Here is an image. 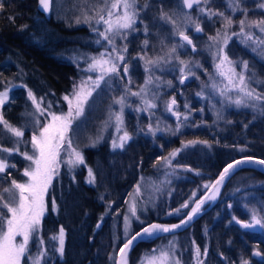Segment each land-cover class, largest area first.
Returning a JSON list of instances; mask_svg holds the SVG:
<instances>
[{"label": "trees", "instance_id": "obj_1", "mask_svg": "<svg viewBox=\"0 0 264 264\" xmlns=\"http://www.w3.org/2000/svg\"><path fill=\"white\" fill-rule=\"evenodd\" d=\"M161 8L170 14L172 9L180 8V3L177 0H162ZM89 32L84 28L67 27L63 21L55 19L52 12L49 16L41 14L37 10V0H4V10L0 11V91L12 84L23 83L36 96H40L42 93L32 86L33 78L36 77L53 93L62 108H66L63 97L70 96L77 83L86 81L80 75V68L73 57L80 53L89 59V54L99 55L104 51L101 44L93 48L83 42L82 39ZM163 32L162 27L154 26L151 29L148 48L150 55L153 56L159 50L160 46L155 42L161 39L159 37ZM187 52L186 55L190 56ZM130 53L133 55L134 51ZM259 80L264 81V69L259 70ZM16 89L18 93L10 107L3 110L4 118L13 126L18 125V122H28V115H32L30 101L24 90ZM260 92L264 95V83ZM143 120L145 122L142 115L129 124L131 132L136 129L141 132ZM223 121L226 122L225 126L220 124L208 131H198L197 138L207 143L201 145L199 150L198 146L192 152L177 155L169 166L168 169L178 171L171 172L172 176L166 178V189L173 192L169 198V210L178 208L190 193L202 191L201 188L194 190L190 184L211 181L232 159L238 156L264 159V111L257 119L248 113H232L227 114ZM152 123L148 119V125ZM148 135H151L149 131ZM193 138L191 133L183 141L179 137L169 141L161 136L149 137L148 140L139 137L128 142L123 149H113L107 142H103L94 148L82 149L85 163L73 171L61 165L45 197L47 208L41 221L40 235L46 242V257L41 264H113L110 260L114 248L112 226L117 222V230L120 228L133 186L140 177L159 179L161 173L158 174L155 169L157 161L172 150L177 151L183 143ZM239 147L244 150L238 154L236 151ZM14 161L15 168L0 174V192L10 185L12 179H20L23 162L17 158ZM89 168L95 177L94 183L88 182ZM182 168H199V172L193 176L189 170ZM184 184H188V188L185 189ZM246 193L264 204V175L248 169L235 173L222 189L215 207L201 219L200 223L212 222L209 237L211 248L216 254L223 253L224 256V261L214 256L209 264H239L243 260L264 264V243L261 237L243 232L233 223L235 219H247V215L237 211L244 206ZM158 211V217L153 219L150 216L148 223L172 222L171 218H162L164 205L161 208L159 206ZM60 228L65 233L62 256L52 239L58 236ZM226 233H229V242L225 237L221 242V235L225 236ZM171 237L176 236L161 239ZM157 240L137 245L129 255L128 264H133L136 254L151 249ZM33 242L34 239L31 240L29 253L34 246ZM256 251L261 253L262 260L255 261L251 257V253Z\"/></svg>", "mask_w": 264, "mask_h": 264}, {"label": "rangeland", "instance_id": "obj_2", "mask_svg": "<svg viewBox=\"0 0 264 264\" xmlns=\"http://www.w3.org/2000/svg\"><path fill=\"white\" fill-rule=\"evenodd\" d=\"M161 1L162 0H138V6H142L145 3L148 5L146 9L143 7H141L140 9V18L135 25V27L139 31L130 33L128 35L127 41H122L120 39H117L116 41L117 45H123L124 43H127L128 46V52L124 54L125 62L120 64V77H123V79L119 77H106L105 80L107 81V84L105 82H101L100 87L97 88L89 98L88 104L85 106L84 114L79 119L75 120L72 124V129L69 135L71 136L73 141L72 146L75 147L78 151L81 152V150L84 148H94L97 145L102 144L103 142H107L109 146L113 148V140H117V142H119L118 137L123 135L124 130H126L132 137L125 143V145L133 140V138H137L134 137L133 134H135V136H138V134L141 132L138 131V129L131 132L128 125H131V123L137 121L140 116H144L146 114V111L135 110L137 108L143 107L140 97L126 95V105L124 107L123 113L124 125L123 129L119 133L116 131L114 117L112 120H109V116L110 113L118 112L120 110V105L115 104L113 102L114 99L125 95L126 87L131 88L132 92L140 91V88L144 86V82L149 75L153 77V83L149 85L148 98L153 99V102L156 103L157 107L148 110V119L153 121L152 127L154 129L158 127L160 130L157 131L155 135H148V138L161 136L162 138L169 141L174 137L181 136L180 139L183 141L184 139H186L189 133H191L194 137L192 140H189V142L186 141L185 143H183L178 151H176L177 154L175 155V157L179 154L182 156V154H185L186 151L192 152L193 149L198 146L199 147L197 149L199 150L201 148V145H203L204 143H201L203 141H200V138H197V134H199L197 132L202 130L208 131L210 128L216 127L220 124H224L225 126L226 122L223 120L226 119L227 114L230 115L232 113H248L256 119L260 118L261 114H263V111H261L263 101H246L249 104H254L255 107L244 105L237 106L234 101L240 98V95L242 94H238L235 90H233L231 92H227V95L225 96L220 95L219 90L224 87L227 81L224 77L218 75L217 73V69L215 68V64L218 63V59L215 57L216 48H209V44L211 42L209 41L208 37L214 36L218 29L223 28L221 19L220 17H213L212 19H208L206 16L200 15L196 9V6H194L191 10H186L185 8L181 7V0H177L180 3V8L172 9L169 14L176 21V26L180 27L183 30L185 24L187 23L185 20V14L190 13L193 18H199V22L204 29L199 38L193 36L194 30L191 25H189L186 30V34H190L193 37V41L197 49L196 56H187V49L185 47L178 48L179 58L190 62L189 68H191L192 72L195 73V76L189 75L188 79L185 80L183 84H181L179 82L180 73L178 71V68L180 66L174 58L170 63L161 61L159 67L148 65L147 67L151 68L152 71L151 73L146 71L145 60L141 59V56H147L153 59L158 56H165V53L168 51L169 47H171L172 45H178L180 43L177 36L174 35L173 25H171L170 23H166L165 21L160 19L162 12ZM102 3L103 0H52L51 12L55 19L63 21L69 28H84L85 30H89L90 32L87 37L83 38L82 40L85 43H89L90 47L95 48L101 44L104 51L106 50V48L108 51H111V48L106 44V42L103 41L98 33L96 31H93V27H98L100 31H103V24L96 25L95 21L92 22V25L84 22H76L77 17H80L81 21H83L82 9L87 10L88 15L91 16L94 14L92 9L97 7L98 5H102ZM262 4H264V0H240V7L246 11L248 21L264 20V8L261 7ZM208 7L217 11L224 12L226 15L231 16L234 23L232 28L229 29V34H231V32L238 33L240 31L238 21L241 19H245V15L240 11L232 12L228 8V0H211ZM144 25L148 26L147 34L143 32ZM154 26L160 28L162 27L164 32L163 35L159 37L161 39H157V41L155 42V44H158V46L160 47L159 50L156 51V53L152 56L150 55V53H148L149 44L147 48H144L143 41L145 39L149 41V35H151L150 32ZM252 31L255 32L257 36H261L258 30L253 29ZM97 40H100L101 43H96ZM252 47L253 45H251V42H249V44H245L241 42V38L239 36H231V39L229 40L224 51L227 53L231 60L237 62L238 72L242 71L239 62L247 61L249 64V72L246 73V75H250L254 72L256 75V80L260 81L259 74L258 72L256 73V69L258 70L259 67H261V69H264V56L260 55L259 49H257V51L255 52L252 51ZM136 50L138 51L137 53ZM131 51H134L133 55H131ZM182 55L184 56L182 57ZM88 56L91 57L96 55L91 53ZM167 59L168 57L165 56V60ZM73 61L78 64L80 68L79 73L82 78H85V80H87L89 76H91L94 80L99 75V73L95 71H86L88 64L91 63V61L89 59H86L82 54L78 53L77 55H75L73 57ZM125 64L129 69L127 73L123 72V67L125 66ZM197 64L201 65L202 67H196L195 65ZM129 78L131 79V84L128 83ZM168 81H171V86H169V84L167 83ZM80 83H77L75 86L79 85ZM213 84L217 86L215 89L212 87ZM22 85L23 83H17L12 84L8 87L11 88V91L9 92V100L4 104L3 108L0 109V111L3 112L4 109L10 107L12 100L18 93V90L16 88H22L25 92L26 98L30 101V113H35L34 106L27 96L28 89L22 87ZM32 86L38 88V90L42 93L40 94V96L38 95L36 97L37 99H39L40 97L44 98V106H46L48 102H51V111L56 112L57 114L67 111L68 106H66V108H62L61 103L57 99H55L53 93H50L45 84H43L38 78H33ZM251 86L254 87L257 92L261 93L260 89L262 83H253ZM153 93L156 94L155 97H153ZM197 93H202V95H197ZM177 96H179V99H177ZM172 97H175L176 105L173 106L172 111H168L166 109V101H170ZM176 112L180 113L179 119L174 114ZM132 116L136 119H134ZM185 116L187 117V119H185ZM28 118V122H18V125H16L15 127H19L24 130V137L22 138V142L19 145L20 152L28 151L31 154L32 147L30 143H27V141L31 139V135L34 131L38 132V129L34 127L33 115H28ZM40 119L42 124L45 123L44 117H41ZM136 126L137 125H135L134 129L136 128ZM0 129H2V126H0ZM15 142V138L12 137L10 133H8L6 130H0V145H2L3 147L12 148L14 147ZM243 150V147H239L236 152L239 154ZM173 152L174 150H172L170 153ZM170 153L163 157L171 160L170 165L167 164L164 159H161L160 162L155 166L158 174L161 173L159 179H146L140 177L136 184L133 186L127 198L124 214L121 219L120 228L118 230L117 222L113 223L112 237L114 248L112 255L110 256V260L113 264L115 263L117 251L119 247L124 243V241L140 227L147 224L150 216H152L153 219L158 217L159 206L161 208L164 205L165 212L162 218L178 217L179 214L176 212V209L169 210V198L172 197L173 192H170L168 191V189H166V178L172 176L171 172H178L177 170L168 169L175 159V157L170 156ZM61 157H65L67 159V155L64 150L61 151ZM0 158H6L9 164H16V162L14 161L15 158L22 160L24 166L23 170L29 165V161H27L22 155L16 152H13L11 155H8L6 153L0 154ZM61 165H64L68 170L73 171L74 168L79 167L82 164L76 165L71 168L66 164ZM182 169L185 171L188 170L184 168ZM23 170L21 172L20 179L17 180L18 182H24L27 179L23 176ZM196 172L198 171L195 170V173ZM137 185L140 186L139 192L136 191ZM204 185H207V183H205ZM9 186L10 185H8L7 187ZM5 199H8L7 195H5ZM133 201H135L136 203V216L139 217V220H137L135 216H132L129 211L130 204ZM243 202L244 206L237 209L238 212L247 215V219L242 221L251 223V217L254 211L256 212L258 217L264 218V204L260 203L255 197L253 198V195L246 193L244 195ZM5 214L7 215V213ZM45 215L46 211L43 217ZM125 217H129L130 220V224H128L127 226V231ZM238 221L241 220L235 219L233 220V223L236 225ZM259 236L264 243V229L261 228ZM20 239V237H17L18 241ZM32 239H34L33 244L38 252L40 246L38 247V243L36 242L37 238L35 236H33L29 241L28 250L30 248ZM53 241L55 246L59 248V241ZM177 241V237L164 239L159 238L156 242L153 243L151 249L146 250L143 253H137L136 260L133 264H141L146 256L159 255V252L161 250L169 251L170 256L178 259L180 261V264H197V257L195 253L196 248L193 249L192 256L190 254L186 255L187 252H185L177 245ZM45 244L46 242L43 245L44 249H46ZM34 246L30 251L32 257H35L37 254H35L36 250ZM48 250L50 251V249ZM153 250H156V252L153 253ZM203 253L204 252L201 251L200 260L203 262V264H205V255ZM45 257L46 256H44L43 258ZM25 259L26 264H31L30 259H28L27 257ZM243 261H247L248 264H257L248 260ZM262 261H264V259ZM242 262H240L239 264H242Z\"/></svg>", "mask_w": 264, "mask_h": 264}, {"label": "snow or ice", "instance_id": "obj_3", "mask_svg": "<svg viewBox=\"0 0 264 264\" xmlns=\"http://www.w3.org/2000/svg\"><path fill=\"white\" fill-rule=\"evenodd\" d=\"M38 2L44 11L50 10L51 0H38ZM210 2L211 0H181V7L191 10L196 6L198 13L206 16L208 19L220 17L223 28L218 29L214 36L208 37L211 42L209 48H216L215 57L218 59V63L215 64V68L217 69V73L227 81L224 87L219 90L220 95L225 96L227 92L235 90L238 94H242L240 98L234 101L237 106L244 105L255 107L254 104H249L246 101H264V95L257 92L251 85L253 83H264V81H257L254 72L250 75H246V73L249 72V64L247 61L239 62L242 71L238 72L237 62L231 60L224 49L231 39V36H239L242 43L249 44V42H251V45H253L252 51L255 52L259 49L260 55L264 56V38H262L264 37V20L248 21L246 11L240 7V0H228V8L232 12L240 11L245 15V19L238 21L240 31L238 33L231 32V34H229V29L232 28L234 23L231 16L208 7ZM141 7L146 9L148 5L145 3L142 6H138V0H103L102 5H98L92 9L94 14L91 16L88 15L87 10L82 9L83 21H81L80 17H77L76 22H84L92 25V22L95 21L96 25L103 24V31H100L98 27H93V31L98 33L103 41L111 48V51H108L106 48V50L99 53V55L89 57L91 63L88 64L86 71H95L98 72L99 75L94 80L89 76L86 81H81L79 85L74 87L70 96L65 95L63 97L68 106L66 112L57 114L51 111V102H48L47 105L44 106V98L40 97L37 99L33 91L28 89L27 96L35 109V113L32 114L34 127L38 129V132L34 131L31 135V139L27 141L32 147L31 154L28 151L20 152L19 145L24 137V130L13 126L4 118L3 112L0 111V126H2L0 130H6L16 140L12 148L0 145V154L6 153L11 155L13 152H16L29 161L28 167L23 170V176L27 179L24 182H18L12 179L10 186L4 188L3 191L0 192V264H24L26 257L31 260V264H41L43 257L46 255V249L43 248L44 240L40 235V230L41 220L47 208L45 197L48 189L54 177L58 175L61 164H66L71 168L85 163L82 153L72 146L73 141L69 135L72 124L84 114L85 106L88 104L89 98L92 96L93 92L100 87L101 82L107 84L105 80L106 77H119L123 79V77H120V64L125 62L124 54L128 52V46L127 43L117 45L116 41L117 39L127 41L130 33L139 31L135 25L140 18ZM261 7L264 8V4H262ZM3 10L4 0H0V11ZM11 19H14V17H11ZM160 19L173 25L174 35L180 38V43L168 48V51L165 53V56L168 57L167 60H165V56H158L155 59L147 56H141L140 58L145 60L146 71L149 73H151L152 69L147 67L148 65L159 67L161 61L170 63L174 58L180 66L178 68L180 73L179 82L183 84L184 81L188 79L189 75L195 76V73L189 68V61L179 58L178 48L191 46L192 51H195V44L190 36L186 34L187 27L191 25L196 33H201L204 29L199 22V18H193L190 13L185 14L187 23L183 30L176 26V21L167 12L162 11ZM253 29L258 30L261 36H257L255 32L252 31ZM143 32L147 34V25H144ZM96 43L100 44L101 41L97 40ZM148 44L149 41L145 39L143 41L144 48H147ZM195 66L202 67L199 64ZM128 70V66L125 64L123 72L127 73ZM128 83L131 84L130 78ZM152 83L153 77L149 75L144 82V86L140 88V91L132 92L131 88L126 87L125 95L114 99L113 102L120 105V110L110 113L109 120H112L114 117L116 131L118 133L123 129L124 125L123 113L126 105V95L141 98L143 107L135 109L136 111H148L157 107L153 99L148 98L149 85ZM167 83L171 86V81ZM22 87L27 88V85H22ZM212 87L215 89L217 86L213 84ZM10 91L11 88L8 87L0 91V109L8 102ZM197 95H202V93H197ZM155 96L156 94L153 93V97ZM174 105H176L175 97H172L170 101H166V109L168 111H172ZM261 111H264V106L261 107ZM174 114L179 119L180 113L176 112ZM41 117L45 118V123L43 124L41 123ZM185 119H187L186 116ZM148 130L152 135H155L160 129L158 127L154 129L152 125L149 124ZM131 138L129 133L124 130L123 135L118 137L119 142L113 140L112 147L114 149H123L125 143ZM201 143L207 142L203 141ZM62 150L66 152L67 159H62ZM176 154V151H174L170 153V156L175 157ZM162 159H164L167 164H171L170 159ZM159 162L160 161H157V163ZM243 162L244 161H235L234 164H228L215 184L204 185L205 188H212L215 189V191L212 195L205 196L195 202V206L191 208L188 214V221L200 212L201 206L205 200H215L219 192V186L223 183L229 170ZM257 162L264 165V160ZM15 167L16 165L9 164L6 158H0V174L7 172L9 168ZM88 174L90 177L88 182L94 183L95 177L90 168L88 169ZM8 175H11V173H8ZM136 191H140L139 185L136 186ZM5 195H7L8 199H5ZM193 198H195V193H193ZM54 204L55 202L53 201V205ZM181 207L187 208L188 204L185 203L181 205ZM129 211L132 216H135L136 219L139 220V217L136 216L135 201L130 204ZM179 211V208L176 209L177 213H179ZM5 213H7V215ZM188 221H181V224H186ZM125 224L127 231V226L130 224L129 217H125ZM181 224L171 226L152 224L144 227L142 232L131 236L123 244V247L119 249L121 256L119 264H127V253L125 250L129 249L133 241L138 237L152 236L157 232H170L179 228ZM242 226L244 228H255L259 226L264 229V218L258 217L254 211L252 213L251 223H243ZM97 227H99V225H97ZM33 236L37 238V243L40 246L35 257H32L28 250L29 241ZM64 236V229L60 228L59 235L52 237L53 240L59 241L58 251L61 256L64 252ZM17 237L21 239L18 241ZM155 252L156 250H153V253ZM195 253L197 264H203L200 260L201 251L198 246L195 249ZM203 254L206 256L207 251L205 250ZM253 255L261 256V253L256 251ZM141 264H180V261L170 256L169 251L161 250L159 255L146 256ZM242 264H248V262L243 261Z\"/></svg>", "mask_w": 264, "mask_h": 264}, {"label": "flooded vegetation", "instance_id": "obj_4", "mask_svg": "<svg viewBox=\"0 0 264 264\" xmlns=\"http://www.w3.org/2000/svg\"><path fill=\"white\" fill-rule=\"evenodd\" d=\"M202 34V32L200 34H196L195 31H194V37H197L199 38L200 35ZM190 36V38L192 39L193 41V37L190 35V34H187ZM194 43V41H193ZM187 49V51L192 55H194L195 53H191L190 50L188 49V47L186 46L185 47ZM197 50V49H196ZM261 69V67H259V69L257 70L256 69V73L258 72L259 74V70ZM178 94V92H177ZM144 118H145V122H144V126H142V129L144 128L143 131H141V133L138 134V136H135V134H133L134 137H137V139L140 137V138H143V139H147L148 140V111H146V114L144 115ZM179 138H181V136H178ZM184 137V136H183ZM133 139H136V138H133ZM183 170V169H182ZM188 170H190V168H188ZM187 170V171H188ZM195 170H197L199 172V168H191V170L189 171L191 175H196L198 172L195 173ZM212 181V180H211ZM207 182V185L210 184V182ZM204 184H190L189 186H192L193 189L194 188H201L202 191L199 192V193H195V198H193V193H190L188 195L187 198H185V200L183 201V204L187 203L188 204V207L187 208H182L181 205L178 207L180 209L179 211V215L178 217L176 218H173L171 217V220L173 222H176L180 219H182L186 213L188 212V210L190 209V207L192 206V204L194 203V201L204 192V190L206 189L204 187ZM185 185V184H184ZM183 185V186H184ZM186 186V187H185ZM184 186V188H188V184H186ZM195 190V189H194ZM184 194V193H183ZM182 194V195H183ZM218 201V200H217ZM217 203V202H216ZM216 205V204H215ZM215 205L210 209L208 210L207 212H205L204 214H202L192 225H190L187 229H185L184 231L178 233V234H175V235H171V236H176L178 241H177V245L182 248L185 252H187L186 255H191L193 254V249L196 248L197 246L200 248V251L202 252H205V250L207 251V255L204 257V262L205 264H209L212 259L214 258V256H216L217 258H219L221 261H224V256H223V253H219V254H216L214 250H212L211 248V244L212 242L209 240V237H210V233H211V229L213 227L212 225V222L208 223L207 221H204L203 223H200L201 219L206 216L207 214H209L211 212V210L215 207ZM208 204L205 205L203 208H207ZM176 208V209H178ZM229 209V207H228ZM184 211V212H183ZM169 222V221H168ZM245 222V221H244ZM242 231V230H241ZM243 232H248V233H252V234H256V235H259L261 230L259 232H255V231H243ZM229 233H226L225 236L221 235V242H222V238L225 237L226 240H228L229 242ZM166 237H170V236H166ZM220 242V243H221ZM185 252H184V255H185ZM254 252L251 253V257L255 260V261H259L261 259V256H255L253 255ZM185 264V263H184ZM226 264V263H224ZM229 264V263H228Z\"/></svg>", "mask_w": 264, "mask_h": 264}, {"label": "water", "instance_id": "obj_5", "mask_svg": "<svg viewBox=\"0 0 264 264\" xmlns=\"http://www.w3.org/2000/svg\"><path fill=\"white\" fill-rule=\"evenodd\" d=\"M52 1V0H51ZM186 9V8H185ZM37 10L38 12H40L41 14L45 15V16H49L50 13H51V7H50V10L49 11H44L41 6L39 5V2L37 0ZM186 10H189V9H186ZM196 33V32H195ZM196 34H200V33H196ZM178 40L180 41V38L177 37ZM188 49L190 50L191 53H195V51H192L191 49V46H187ZM260 160H264L262 158H259V157H256V156H238L234 159H232L231 161L227 162L220 170L219 172L217 173V175L212 179V181L210 182L209 185H212V184H215V182L219 179V176L220 174L223 172L224 168L227 167L228 164H234L235 161H244L243 163L239 164V165H236L233 169H230L229 170V173L227 174V176L225 177L223 183L219 186V192L218 194L216 195V198L215 200H205L204 203L202 204L201 206V210L199 213H197L195 216H193V218L188 221V214L190 213L191 211V208L195 206V202L202 199L203 197L205 196H210L212 195V193L215 191V189H212V188H206L204 190V192L194 201V203L192 204V206L190 207V209L188 210V212L186 213V215L176 221V222H173V223H165V222H158V221H153V222H150V223H147L145 224L144 226L140 227L137 231H135L131 236L135 235L136 233H139V232H142L143 231V228L144 227H147L149 225H152V224H159V225H164V226H171V225H175V224H181V221H188L186 224H181V226L179 228H176L170 232H157L156 234L152 235V236H143V237H138L135 241H133L132 245L130 246L129 249H126V260H127V264H128V258H129V255L130 253L132 252V250L139 244L141 243H147V242H152V241H155L161 237H166V236H171V235H175V234H178L182 231H184L185 229H187L190 225H192L202 214H204L205 212H207L208 210H210L217 202L218 198H219V195L222 191V189L224 188L225 184L229 181V179L235 174L237 173L238 171L240 170H244V169H248V170H252V171H255L257 173H260L262 175H264V165L258 163L257 161H260ZM207 208H203L205 205H207ZM245 223L244 221H238L236 223V226L242 230V231H255V232H259L261 230V227L259 226H256L255 228H244L242 226V224ZM130 236V237H131ZM129 237V238H130ZM127 238V239H129ZM126 239V240H127ZM125 240V242H126ZM124 242V243H125ZM123 243V244H124ZM123 244L119 247V249L121 247H123ZM119 249L117 251V254H116V258H115V263L114 264H119L120 260H121V256H120V253H119ZM259 257V256H258Z\"/></svg>", "mask_w": 264, "mask_h": 264}]
</instances>
